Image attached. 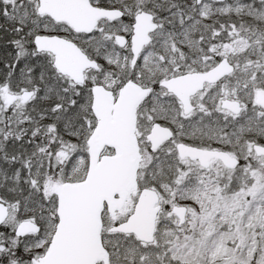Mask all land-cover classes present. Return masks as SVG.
Listing matches in <instances>:
<instances>
[{"label": "snow or ice", "instance_id": "1", "mask_svg": "<svg viewBox=\"0 0 264 264\" xmlns=\"http://www.w3.org/2000/svg\"><path fill=\"white\" fill-rule=\"evenodd\" d=\"M0 264H264V0H0Z\"/></svg>", "mask_w": 264, "mask_h": 264}]
</instances>
